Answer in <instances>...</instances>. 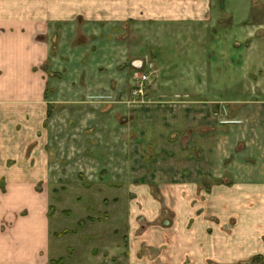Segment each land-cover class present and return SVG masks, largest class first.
Returning a JSON list of instances; mask_svg holds the SVG:
<instances>
[{
    "label": "crops",
    "instance_id": "1",
    "mask_svg": "<svg viewBox=\"0 0 264 264\" xmlns=\"http://www.w3.org/2000/svg\"><path fill=\"white\" fill-rule=\"evenodd\" d=\"M101 2L0 0V264H53L57 231L50 213L52 170L47 150L52 121L48 126L45 121L52 103L60 106L59 113L67 114L64 100L79 93L56 88L53 72L47 75L42 69L36 71L38 67L61 62L74 49L86 48L83 54L90 55L100 42V49L107 51L102 56L105 62L100 63L121 65L132 56L134 47L143 45L142 36H134L132 42L137 43L133 45L123 34L130 24L137 26L128 32L142 34L148 21L181 20L210 22L205 25L215 33L210 47L216 45V38L228 47L222 50L218 65L237 76L229 81L216 73L213 76L209 61L210 88L189 94L206 99L194 100L179 112L187 119L182 136H189L186 164L175 168L181 171L179 176L186 177L182 183L172 181L171 191L157 182L130 189L136 201L128 206V264H228L257 259L264 264V25L234 22L230 10L217 9L221 0ZM139 23L144 30L135 32ZM176 29L172 32H196L190 26ZM132 79L129 74L100 79L97 91L115 93L116 83L126 85ZM53 87L59 102L49 94ZM122 91L129 96L128 88ZM105 105L108 109L112 104ZM129 111L135 115L122 117L125 125L139 114ZM198 117L202 121L197 122ZM76 124L77 117L66 121L69 128ZM155 127L163 129L159 122ZM36 132H42L43 151L37 152L41 140H36ZM173 135L177 138L176 132L164 137L171 140ZM180 151L175 148L173 154ZM151 191L162 196L176 192L177 201L173 197L158 201ZM170 210L172 219L167 217Z\"/></svg>",
    "mask_w": 264,
    "mask_h": 264
},
{
    "label": "rangeland",
    "instance_id": "2",
    "mask_svg": "<svg viewBox=\"0 0 264 264\" xmlns=\"http://www.w3.org/2000/svg\"><path fill=\"white\" fill-rule=\"evenodd\" d=\"M102 2L98 4L103 5ZM219 3L217 9L222 6L224 11L230 10L235 16L234 22L264 25V0H221ZM215 22L213 19L211 23ZM209 24L208 21L192 20L148 21L145 23L146 33L140 23V29L135 31L141 30L142 34L130 33L131 28L137 26L130 24L127 33L123 34L133 45L137 43L136 40L132 42L134 36H142L143 45L137 49L133 46L132 56L124 64L108 67L106 63H100L105 62L102 56L107 52L100 49V42L90 55L83 54L86 48L74 49L72 56L62 58V64L54 62L48 65L47 62L36 70L42 69L47 75L53 72L55 78L51 80L52 84L58 85L56 88L79 93L64 100L68 102L63 107L67 114L59 113L60 106L52 103L53 109L45 121L46 126L52 121L47 150L50 151L49 167L52 170L50 213L53 230L57 231L53 236V264H128V206L136 201L130 189L135 184L147 186L157 182L171 191L173 183H182L180 180L186 178L179 176L181 171H175L177 164H186L188 149L185 148L189 137L182 136L187 119L184 113L179 112L186 111L194 100L203 102L205 97L189 94L210 88L211 70L213 76L216 73L228 81L237 76L230 69L218 65L222 50L227 46L216 38V45L210 47V37L215 33L208 26L205 28ZM188 26L196 32L187 33V29L185 32H172ZM102 43L107 45L106 40ZM246 46L245 42L243 50ZM209 61L212 62L211 70ZM126 74L134 78L133 83H116L117 92L98 93L100 79L124 78ZM57 81L62 82L59 84ZM127 88L132 96H126L122 91ZM53 89L49 94L55 101L56 89ZM94 91L97 92L87 96ZM108 103L112 105L107 109L105 104ZM129 108L139 114L136 113L135 119L125 125L121 122L122 117L135 115ZM71 117H77L78 125L69 128L66 121ZM196 121H202V118L198 117ZM149 122L154 123L140 127ZM157 122L163 129H156ZM171 132H176L179 138L175 135L171 140L164 137ZM35 137L37 141L41 140L37 144L39 152L42 150V132H36ZM175 148L183 150V153L179 152L181 159H173L174 155L179 156L173 154ZM151 192L158 201H171L170 197L177 201L176 192H167L166 197ZM137 210L138 205L135 207ZM172 214L171 211L167 217L172 219ZM249 262L233 260L228 264H259L258 259Z\"/></svg>",
    "mask_w": 264,
    "mask_h": 264
}]
</instances>
